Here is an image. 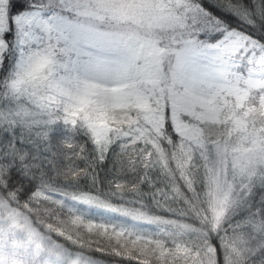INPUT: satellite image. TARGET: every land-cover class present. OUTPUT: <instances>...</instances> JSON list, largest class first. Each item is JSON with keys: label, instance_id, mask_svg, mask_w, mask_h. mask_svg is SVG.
<instances>
[{"label": "snow or ice", "instance_id": "6c2138e0", "mask_svg": "<svg viewBox=\"0 0 264 264\" xmlns=\"http://www.w3.org/2000/svg\"><path fill=\"white\" fill-rule=\"evenodd\" d=\"M125 7L121 0H0V209L27 202L33 191L22 175L43 180L57 163L55 124L80 119L95 156L77 146L78 172L98 168L117 143L115 171L145 162L131 199L127 180L112 182L120 205L96 203L88 192L74 199L158 232L144 236L94 221L74 235L56 229L65 243L46 258L38 253L35 264H96L91 253L134 264H264V35L235 26L264 33V0H174L183 48L173 69L179 91L167 96L136 83L135 49L115 28ZM107 82L131 83L98 86ZM142 125L159 142L141 140ZM233 134L249 154L234 157L238 172L226 177L209 161L227 154L224 138ZM133 147L140 156L125 160ZM153 157L171 177L149 168Z\"/></svg>", "mask_w": 264, "mask_h": 264}, {"label": "trees", "instance_id": "16d2710c", "mask_svg": "<svg viewBox=\"0 0 264 264\" xmlns=\"http://www.w3.org/2000/svg\"><path fill=\"white\" fill-rule=\"evenodd\" d=\"M132 1L133 7L130 6V0H121L126 6L125 15L115 26L116 29L125 30L124 27L128 26V24H133L135 20L150 22L151 19L155 18L159 22L162 20L164 21L165 15L163 14L162 16L160 11H158L161 1L168 9V19L174 16V0H151L147 3H141L139 6H136L135 0ZM148 16L151 17L147 19ZM233 19H235V17H233ZM235 26L241 28L242 31H248L257 39H260L261 36L264 35V33L249 28L247 24H240L239 21ZM179 31L180 35L177 38L179 41H182L181 29ZM162 33L164 42H168V37L165 35V32ZM14 62V60L9 62L10 68ZM65 119L66 121H71V119ZM149 136L156 142H159V137L155 132L148 128L147 125H142L141 140H145ZM224 139L227 144V154L222 157L213 154L209 163L215 164L217 169L222 168L223 173L227 170L236 172L230 153L231 146L229 145L231 144L230 142H234L235 136H228ZM81 144L87 145L90 157L95 156L91 137L88 135L80 119H77L75 123L57 122L55 124L52 145L57 154L56 167L54 169L45 170L47 175L43 180L37 178L35 182L31 183H29L30 176L25 177L22 175V178L25 179L23 187H27L29 193L31 191H33V193L30 194L27 202H25L24 199H19L15 203H9L8 205L12 208L7 207L5 210L6 213L8 209H13V213L15 212L14 210H18L20 213V221L24 223L27 222L30 227H35L38 236L31 237L29 234L27 235L28 232L18 223L3 221V219H5L4 213L3 210L1 211L0 209V264H35L38 259V253L42 254L39 258H46L47 255L54 253L56 250L55 244L65 243L54 234L56 229L70 232L74 235L72 230L84 231L83 225L87 222L94 221L96 223H104L144 236H154L157 234V229L141 226L134 227L133 225L131 227L124 223L123 219L119 220L116 218L115 215L109 216L104 210H96L74 199V197L88 192L98 198L97 203L100 201H108L120 205V203L123 202L118 199V193L113 189L112 182L116 180H127L128 183L124 188V192L126 199H131L134 192L139 187L137 184L136 188H133V183L143 178L140 176V173L143 171L141 164L145 162L143 159H141L136 166H133L131 163L121 164L120 171H115L114 163L117 154L120 152L119 143L112 146L107 159L98 168H93L91 171L78 172L77 166H83V161L79 159V153L77 151V146ZM138 156H140V153L133 147L124 159L135 161ZM168 159L171 164V158L169 157ZM152 165H156L157 169L161 171V177L165 172H167V175L170 177L172 176L171 171L165 170L163 164H161L156 157H153L149 162V168H151ZM97 172L99 173V180L93 181L87 178ZM144 175H147V173L145 172ZM0 183H3V181L0 180ZM172 183H176L175 177H172ZM41 190H51L62 193L66 200L64 202H59L44 198L40 196V194L37 195L36 193H39ZM150 211L155 212L156 210L152 208ZM158 214L168 216L167 213L163 212ZM75 217H81L83 222L80 225L74 224L73 220ZM49 225L51 227H49ZM91 255L95 258L96 264H134L133 261L115 256H104L99 253H91Z\"/></svg>", "mask_w": 264, "mask_h": 264}, {"label": "rangeland", "instance_id": "374dc122", "mask_svg": "<svg viewBox=\"0 0 264 264\" xmlns=\"http://www.w3.org/2000/svg\"><path fill=\"white\" fill-rule=\"evenodd\" d=\"M151 0H135L136 6H139L141 3H147ZM132 0H130V6H132ZM159 10L161 15H165V20L159 22L157 19L153 18L148 21L135 20L133 24H128L125 26V30L116 29L121 32L127 39L128 43L132 45L135 49V62L138 66V71L134 72L133 75H138L140 79L136 83H143L146 86L157 87L158 90H162L164 95L167 96L169 89H175L179 91V84L173 85V69L176 67L178 55L183 48L182 41H179L177 38L180 35V26L178 25L174 16L168 19V9L164 6V3L161 1L159 4ZM152 16V15H151ZM151 16H148L150 18ZM178 29V30H177ZM168 37V42H164L163 33ZM130 83H119V82H107L104 84L98 85L99 87L106 88L109 90L117 89H126L130 86ZM163 99V97H162ZM170 106V102H169ZM72 120L71 115L67 117ZM235 136L234 142H230L231 146V158L233 161V166L238 172V167L234 162V157H239L241 155L249 154V146L245 145L241 136L233 134ZM143 136V135H142ZM219 171L223 173L222 168H218ZM234 171L227 170L223 175L226 177H231ZM40 196L56 200L59 202H64L66 200L65 196L62 193L51 191V190H41L39 191ZM98 201H96L97 203ZM8 207H10L8 205ZM12 208V207H10ZM96 210H104V212L109 216H114L116 218L123 219V222L135 227H145L150 229H157L155 226L135 221L130 217H126L122 214H117L113 211H107L102 207H93ZM4 213L3 221L18 223L21 227L26 230L31 237L38 236L37 229L35 227H30L27 222H22L19 219L18 210L8 209L6 213V208L1 209ZM123 211V208L120 209ZM28 224V225H26ZM127 227V226H125ZM24 231V232H26ZM56 246V244H55Z\"/></svg>", "mask_w": 264, "mask_h": 264}]
</instances>
